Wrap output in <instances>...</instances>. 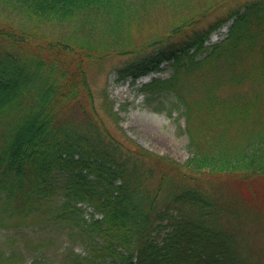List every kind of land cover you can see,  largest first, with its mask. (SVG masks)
<instances>
[{"label": "trees", "instance_id": "1", "mask_svg": "<svg viewBox=\"0 0 264 264\" xmlns=\"http://www.w3.org/2000/svg\"><path fill=\"white\" fill-rule=\"evenodd\" d=\"M155 10L169 22L138 43ZM148 49L117 73L169 62L139 90L184 118V164L118 136L107 91L97 103L93 72ZM230 175L264 179V0H0V216L66 223L86 251L68 264H264V193L234 195Z\"/></svg>", "mask_w": 264, "mask_h": 264}, {"label": "rangeland", "instance_id": "2", "mask_svg": "<svg viewBox=\"0 0 264 264\" xmlns=\"http://www.w3.org/2000/svg\"><path fill=\"white\" fill-rule=\"evenodd\" d=\"M156 10L152 11L150 26L136 36L135 41L138 43L154 39L157 34L162 33L166 23L169 22L170 18L168 20V17H164L166 12ZM228 27L229 23L213 31L205 44L209 45L224 38ZM151 50L139 53L130 52L123 56L113 54L105 62L101 71L93 72L91 79L96 91L97 103L102 104L101 98L107 91L119 116L118 122L101 114L118 136L123 139L128 137L132 143L159 154L169 155L184 164L189 156L186 148L188 135L184 131V118L179 117L176 111L173 116H170L166 112L167 109L162 111L156 109V106H159L157 101L149 103L144 93L139 90L142 83L153 77H168L171 73L169 62L161 64L162 70L151 71L136 82H133L131 76L120 78L117 73L118 69L140 61ZM169 107L170 105H167L166 108ZM225 180V188L234 195L254 198L264 193L263 178L251 179V177L230 175L226 176ZM86 208L88 211H93L91 206ZM96 215L99 216V214ZM22 218L0 216V264H32L35 262L68 264L65 260L66 251L74 249L86 252L81 235L66 223L48 220L36 213ZM165 231H162V234ZM252 245L264 260V236L257 237L254 242L252 240L251 248Z\"/></svg>", "mask_w": 264, "mask_h": 264}]
</instances>
